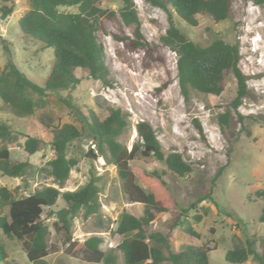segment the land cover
<instances>
[{"label":"rangeland","instance_id":"1","mask_svg":"<svg viewBox=\"0 0 264 264\" xmlns=\"http://www.w3.org/2000/svg\"><path fill=\"white\" fill-rule=\"evenodd\" d=\"M14 1L13 13L0 19V73L9 61H14L29 78L43 85L53 64V50L42 48L41 42L24 36L19 18L30 7L29 0ZM134 2L141 22V41L146 44L134 43L133 26L125 24L119 13L121 0H102V7L116 11L112 18H102L104 28L97 32L105 50L109 83L95 80L87 71L77 69L81 81L71 92L73 100L86 115L93 109L101 118L109 113V108L120 109L128 125L119 140L129 148L138 140L136 124L146 120L156 129L165 153L181 152L192 165V171L183 177L171 173L164 162L155 158L131 162L132 169L138 173H161L177 201L173 210L157 213L148 228L165 234L172 250H179L185 244L204 245L211 249L209 264H239L226 260L228 249L246 238H256L259 251L264 245V222L259 220L264 202L255 194L264 185V26L257 29L264 24V0H233L227 19L216 22L198 15L196 26L186 23L175 12L152 6L147 0ZM170 15L189 39L201 45L217 37L238 44V66L247 83L246 95L238 108L233 105L238 86L232 71L226 73L221 94L191 89L188 99L183 96L177 54L161 41ZM252 37L260 40L255 39L253 43ZM253 47L257 48L255 52ZM164 83L167 86L159 91L157 88ZM67 94L66 91L48 92L44 98L46 102H40L30 116L13 114L0 98V123L8 125L12 133L0 147L10 148L13 161L28 160L33 165L21 177H11L0 171V184L11 189L14 196L28 195L49 185L59 186L48 170L47 162L53 158L54 151L48 143L50 133L46 125L64 122L81 125L59 99L60 95ZM28 136L45 140L43 147L33 154L23 147ZM90 148L97 149V146L86 136L69 144L68 155L76 156L79 163L60 188L62 191L75 190L89 180L92 165L86 153ZM94 167L92 172L100 188L101 203L97 213L85 216L84 210H80L69 236L63 228L54 225L56 212L66 206L62 196L44 212L49 223L50 253L44 260L47 264H94L97 255L84 244L93 235L102 237V251L114 249L116 264H126L123 251L118 248L122 236L115 232L116 222L125 210L136 216L144 215L145 204L129 200L117 167L106 156L98 157ZM207 194L210 197L188 213L200 238L189 236L174 222L183 208ZM195 212L203 215L200 222L193 219ZM0 240L9 253L1 264H32L22 240L7 238L1 232ZM165 252L168 254L167 250ZM163 264L173 263L165 260ZM246 264L258 262L251 256Z\"/></svg>","mask_w":264,"mask_h":264},{"label":"trees","instance_id":"2","mask_svg":"<svg viewBox=\"0 0 264 264\" xmlns=\"http://www.w3.org/2000/svg\"><path fill=\"white\" fill-rule=\"evenodd\" d=\"M102 0H29L30 7L19 18V26L24 36L42 43V48L53 50L54 60L43 85L38 84L9 61L0 73V98L10 111L17 116H30L46 102L48 92H68L59 97L75 114L81 125L64 122L47 124L50 144L54 156L48 160V170L56 186H45L34 192L14 196L7 186L0 184V232L7 238L23 241L27 258L32 264H47L45 257L50 253L49 223L44 212L56 204L58 198L66 206L56 212L54 225L61 227L71 236L72 222L80 210L85 216L97 213L101 203L100 188L92 172L94 162L106 156L113 163L123 180V186L132 202L145 204L144 215L136 216L123 211L116 222L115 232L122 236L118 248L123 251L126 264H163L165 260L173 264H209V247L185 244L179 250H172L168 237L160 231L149 229L157 213L173 210L177 201L171 195L166 181L158 171L138 173L131 162L138 159L155 158L165 163L167 169L178 176L192 171V165L179 151L165 153L158 139L156 129L146 120L136 124L138 140L129 148L119 140L126 129L128 120L120 109L109 108V113L101 118L93 109L86 115L80 105L73 100L72 91L81 78L76 70L88 72L89 77L109 83V68L105 60V50L98 38V31L104 28L102 18H112L116 11L102 7ZM119 13L128 26H133L134 43L144 46L140 29V17L134 0H121ZM152 6L175 12L186 23L196 26L198 15H205L219 22L229 17L233 0H147ZM69 8H77L75 11ZM15 9L14 0H0V19L10 16ZM169 26L161 36V41L177 54L178 80L183 96L188 99L191 89L219 95L224 90L226 73L232 71L237 80V94L233 105L238 108L247 92L246 78L239 68L240 49L238 44L221 37L201 45L187 37L174 23L172 15ZM118 37L117 35H115ZM167 83L157 89L163 90ZM227 115V113H225ZM199 130L202 126L198 123ZM11 128L0 123V143L11 137ZM86 136L96 144L86 153L91 161L89 180L75 190L62 191L71 170L79 163L76 156L68 155V146L74 140ZM45 140L39 136H28L23 147L33 154L43 147ZM33 165L30 161H13L8 146L0 147V171L11 177L26 175ZM140 177V178H139ZM139 178L140 181H137ZM264 202V185L255 191ZM209 194L199 197L187 208H183L174 224L196 238L200 232L193 226L188 216L190 210ZM203 215L193 214L200 222ZM264 222V205L259 216ZM102 237L93 235L84 241L85 247L97 255L94 264H116L113 250L102 251ZM256 238H246L244 242L227 250L225 258L229 262L246 264L254 257L258 264H264V245L262 251L256 247ZM165 250L168 251L166 254ZM9 256L6 244L0 240V264Z\"/></svg>","mask_w":264,"mask_h":264},{"label":"clouds","instance_id":"3","mask_svg":"<svg viewBox=\"0 0 264 264\" xmlns=\"http://www.w3.org/2000/svg\"><path fill=\"white\" fill-rule=\"evenodd\" d=\"M257 38H258V37H257ZM257 38H253V37H252V38H251V42L255 43V39H257ZM257 40H260V39H257ZM256 49H257L256 47H253V51L256 50Z\"/></svg>","mask_w":264,"mask_h":264},{"label":"bare ground","instance_id":"4","mask_svg":"<svg viewBox=\"0 0 264 264\" xmlns=\"http://www.w3.org/2000/svg\"><path fill=\"white\" fill-rule=\"evenodd\" d=\"M259 25V24H258ZM264 26V24L262 23V24H260L259 26H257V29H262V27ZM264 29V28H263ZM263 31V30H262ZM256 51V50H255ZM254 51V52H255ZM263 52H264V50H263Z\"/></svg>","mask_w":264,"mask_h":264}]
</instances>
